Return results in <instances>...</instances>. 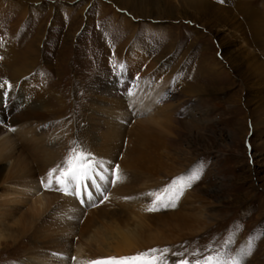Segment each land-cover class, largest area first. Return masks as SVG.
<instances>
[{
  "label": "rangeland",
  "instance_id": "374dc122",
  "mask_svg": "<svg viewBox=\"0 0 264 264\" xmlns=\"http://www.w3.org/2000/svg\"><path fill=\"white\" fill-rule=\"evenodd\" d=\"M206 1L208 5L210 2L233 12L244 22L245 36L214 24L211 21L213 15L207 11L193 19H185L181 15L182 6L175 5L176 0L164 1L169 14L164 12L165 17L158 21L132 18L131 13L115 3L116 0L29 1L23 3L24 9L15 7L0 14V43L8 42L14 34L19 36L11 40L18 48L15 47V60L10 61L0 53V77L2 74L10 76L15 69L29 71L27 82L30 89L37 92L34 97H46L52 108L41 122L42 126L34 127L38 136L45 139L43 148L46 154L50 153V164L43 170L36 162L31 163L33 150L29 151L28 144H21L24 138H20L22 141L20 146L17 142L15 153L25 155L34 166L35 188L27 191L17 187V192H23L16 195L23 202L17 205L19 209L7 203L14 196L0 198V201L7 200L5 214L12 216L16 211L15 215L20 217L27 207L34 205V200L38 201L36 207H40V196L47 191L42 188L41 180L47 183L48 172L64 166L77 143L105 168L114 169L119 165L123 177L115 185L107 181L99 192L95 188L98 195L91 194V202L85 194L84 203L79 201V205L90 204V208L84 211L83 217V213L80 215V222L74 223L73 227L83 226L88 233L81 234L82 237L78 232L75 236L70 235L74 244L71 258L69 255L58 259L62 255L54 254L56 257H49L44 264H74L77 258L83 257L75 254V245L82 246L94 236L99 243L93 242L90 248L96 250L101 259L124 257L122 253L117 255L122 246L115 244L118 234L138 229L143 232L140 236L143 243L127 256L153 248H168L171 250L166 257L168 264H175L180 259L195 264L197 259L216 253L234 256L246 245L250 235L264 229V124H261L264 122V100L257 94L261 84L247 91L244 84L250 86L253 81L259 82L264 73V0ZM171 7L180 9L173 17H170ZM241 11L251 13L250 21H259L257 36L249 25L246 26V14ZM125 17L132 18L136 27H126ZM244 37L251 43L250 50L245 41L240 40ZM118 40L123 46L126 41L130 42L128 46L134 42L138 46L146 44L152 50L151 57L159 54L167 57V64L151 72L149 80L144 81L146 93L153 95L149 94L152 105L147 107V104L146 109L138 107L142 102L133 96L135 104L127 115L130 119L128 130L140 125L150 129L151 154H143L144 159H129V154L135 156L146 146L134 137L126 148L129 134H120L116 130L112 138L113 127L109 135L114 144L112 142L111 154L107 156L100 151L94 153L85 141L73 134L74 127L79 132L84 114L102 118L112 115V107L104 108L103 105L113 99L106 98L105 89L101 87L113 76H116V82L123 80L122 70L118 73L117 67L111 65L118 60L111 64L106 61L118 46ZM29 43L31 48L27 47ZM233 43L235 46L227 50ZM32 46L38 47L37 54ZM99 75L103 79L97 82ZM156 80L167 85L163 92L153 89ZM28 101L35 102L33 99ZM156 110L162 115L161 131L152 130L146 123ZM9 118L7 116L6 120ZM22 125L19 123L14 130H20ZM40 137H35L38 143ZM38 155L40 150L35 154ZM193 170L202 173L201 178L184 192L175 208L147 211L155 199L149 193L167 197L165 189H170L174 182ZM103 181L96 178L100 186ZM87 191L90 192L88 188ZM4 192L0 190V196ZM53 192L57 193L54 201L58 204L64 200H57L60 191ZM100 192L105 193L107 199ZM144 220L151 225L145 231L140 228ZM7 236L9 238L0 242V264L39 263L29 262L31 254L18 250ZM229 240L233 242L228 243ZM98 245L102 247L101 252ZM210 245L212 251H208ZM196 251L201 253L199 257L193 255ZM181 252L184 253L182 257L173 255ZM246 264H264V236L256 241L255 250Z\"/></svg>",
  "mask_w": 264,
  "mask_h": 264
},
{
  "label": "bare ground",
  "instance_id": "6f19581e",
  "mask_svg": "<svg viewBox=\"0 0 264 264\" xmlns=\"http://www.w3.org/2000/svg\"><path fill=\"white\" fill-rule=\"evenodd\" d=\"M29 1L37 2L38 0H18L17 1L18 3L15 2V0H0V14L4 12L6 9L11 10L12 8L15 7L24 9L23 3ZM164 1L166 0H116L115 3L120 7L126 9L129 13H131L132 18L151 19L152 21H158L165 17L164 12L169 14L168 9L164 8V5L166 4L164 3ZM176 2L178 3H175V5L178 4V6H182L183 12L181 13V15L184 16L185 19H189V20L193 19L196 15H200L201 13H205V11H207L209 14L213 15L212 17L213 19L210 20L214 24L223 25V27H227L228 29H233L234 33L236 32L241 35L245 34L244 32L246 27L244 22H241L239 18L233 14V12L223 10L222 7L219 5H213L210 4V2L208 5V1L206 0H176ZM242 4L243 2L241 3L239 9L242 8ZM188 6L190 7V9H187ZM174 8L171 7L172 12L170 13V17H173L174 14L176 15L180 11L179 8L176 7ZM241 12L243 14H246L247 21L245 23H248L246 24V26L249 25L251 27V31L253 32V34L257 36L260 27L259 21L252 22L250 21L251 13L244 11ZM132 18L129 19L128 17H125L124 25L126 27H129L130 25L136 27V24H133L132 22ZM1 23L2 21H0V25ZM15 35L17 34L12 35L8 42L0 43V53L5 55L7 59H9L10 61L13 59V57H15L14 52L16 47L15 42L13 44L11 40L13 39L14 41V39L16 40V38L19 37V36L15 37ZM245 38L246 37L240 40L245 41ZM120 40L117 41L118 46L112 51V56L106 57V61L110 62L111 64L115 60H118L116 64L113 63L115 66H113V64L111 65L112 67L118 68V69L116 68V70H119L118 73L122 70L123 80H121L122 82L119 81L121 82L120 84L119 82H116L117 81L116 76H113L110 77L108 80H105L106 84H104L103 87H101L102 90L105 89L104 91L105 97L113 99V101L108 100L110 102H106L103 105L104 108H108V106L112 107L111 108L112 115L105 116L104 118H102L103 116L96 117L93 115V117H89L88 114H84V117L83 118L81 117L82 123H81V127L79 128V132L78 130L76 131V127H74L73 134L74 136L78 137V139L80 138L83 141H85L88 145V148H90L94 153H98L100 151L104 153V156H107L111 154L110 148L113 142L111 137L112 138L115 137L116 130H118L120 134L126 132L129 134L128 135L129 142L126 143L128 144L126 148H128L129 145L133 142L134 137H136L142 145L146 146L145 149L135 154L136 157L133 154H129L128 155L129 159L135 160L137 157L144 159L142 157L143 154L148 156H150L151 154V148L149 144L150 129L144 125H140L137 126L136 128H130L128 130L130 119L127 115L130 114L132 105L135 104V101H133L134 100L133 96H129L127 95V93L129 91L135 93L134 95L136 96L135 100L142 102V104L138 105V107L141 106V108L144 107L146 109L147 107L151 106L152 100H150L149 97L150 93L149 94L148 92L146 93L145 90L146 84L144 81L145 79L148 78V76L150 77L151 72L158 71L165 64H167L166 63L167 57L164 54L163 55L159 54L151 57L152 50H150L151 48L150 47L148 48L146 44L144 45L140 44V46H138L134 44L135 43L134 42L133 44L131 43L128 46L130 42L127 43L126 41V43H124L125 45L123 46ZM245 43L247 50H250V46H251L250 41L248 42L246 40ZM234 46L235 43L230 44V46L227 47V50H229L231 47ZM27 47L31 48L30 43L28 44ZM122 47H125L126 49ZM21 48L22 47H19V49ZM33 48H34L33 49L34 53L37 54L38 47L35 46ZM219 64H221V62ZM121 65H123V67H121ZM25 71L26 70L15 69L13 74H11L10 76H7V74L3 76L2 74L0 77V83L4 82V80H7L13 85L12 90L6 92V94H5V90L7 86L5 87V89H0V190L5 191L0 196V198L2 197L7 198L10 196H14L12 199L8 201L7 200L0 201V242L1 240H5V237L9 238L7 236L9 235L10 239L15 244L14 247H17L18 250L21 249V251L24 253L31 254L30 260L28 259L29 262L33 263L35 261H39V263L37 264H44V261H48L49 257L55 256L54 254L62 255L61 257H57L58 259L66 258L70 254H72L73 256L74 244L73 241L70 239L71 238L70 235L75 236L77 232L80 233V236L81 234L86 235L88 233L84 229L85 227L83 228V226L78 228H74L73 226L74 223L79 221L81 217L84 216L85 214L84 211H86L87 208H90V204L87 205L84 204L85 207L87 206L86 209H84L85 208L84 206L79 205L80 200L78 198L74 196H65L62 192L60 196L57 198V200L59 199L60 201L61 198L64 200H61V202H59L58 204L57 201H54V197L57 193L53 192L54 190L47 189L46 193H43L42 196H40V207L38 208L36 207L38 201L34 200V205L31 204L30 207H27V210L24 213H22L20 217H17L15 215L16 212L15 210L12 216H10V214L6 215L4 212L7 206L6 201L7 203L8 202L12 203L13 208L16 209H19L20 207V206L18 207L17 205L23 203L21 200H18V198L16 197L17 194L23 193L20 191L17 192L18 190L17 187H22L27 191L35 188L36 180L32 177L33 172H35L34 166H31L29 164V158H26L25 155L23 154L17 155V153H15L17 152L15 149L17 146V142H19L18 145L20 146V142L22 141L20 138H24V141H22L21 144L26 143L29 146V151L33 150L31 154L33 155V158L35 160L33 159L32 161H30L31 163L36 162L38 166L40 165L39 166L40 169L43 170L46 168L47 164H50V162L48 161L50 159V153L46 154L45 149L43 148V143L45 139L44 137L38 136V133H36L35 128H37L38 126H42L41 122L45 121L47 115L49 114V110L52 108L49 105L46 97H42V96L34 97L35 93L37 92L34 91L32 87L30 89V83L27 82L28 79L27 75L29 71L28 72ZM254 71L257 70L254 69ZM102 79L103 78L99 75L96 78V81L100 82ZM253 82L251 83L252 85L250 86L248 85V83H244L246 91L250 87L258 83L261 84V87L258 88L257 94L258 96H260L261 100L263 101L264 73L260 76L259 82L258 81L256 83ZM156 83L157 84L153 89L157 90L158 93L160 91L163 92L164 91L163 88H165L167 85L163 84L164 82L159 83V80H156ZM151 92H153V90ZM125 97L126 99H124ZM31 99L35 100V102L30 103L28 100ZM127 100H129V103L127 102ZM146 111H148V113H151L152 110H146ZM7 116H10L9 121L6 120ZM161 116L162 115L157 110L152 115L149 116L146 123L148 122L152 130H156V131L162 130ZM19 123H23V125L20 130L15 131L14 129L16 125H18ZM141 123L145 124L144 122ZM261 124H264V122H262ZM112 127L114 133H111V137H110L109 134L112 130ZM9 131L12 133H10ZM35 137H40L39 143H38V139ZM34 140L37 142V144L34 142ZM47 146L50 147L48 142H47ZM38 150H40V155L35 156ZM34 156L39 157L40 159L37 161V159ZM44 183L46 184L45 181ZM53 183H55V179ZM86 183L88 184V190H90L91 194H94L96 197L98 194L95 193V188L92 187L91 181H86ZM105 184H107L106 180L103 181V184L100 186V189H102L105 186ZM55 186L56 185L53 184L54 189ZM115 187L116 186H114V188ZM42 188L46 189L44 184ZM10 221L13 222L10 223ZM150 226L148 222H146L145 220L142 221V223L140 224V228H142V230L144 231L150 228ZM142 233L143 232L140 229L134 231H122L121 233H119L118 241H116L115 244L122 246H120V248L118 249L119 254L117 255L121 256L122 253L124 257H127V254L130 251L131 252L137 251L139 245L143 243L140 237ZM95 235L98 234L96 233ZM120 235L122 236L123 239H121ZM94 237H91V239L89 238L88 241L90 242L88 241L85 243L82 242L83 243L82 246L81 245L79 246L78 244L75 245L77 247L75 249L76 251L75 254L76 255L81 254L83 255V257L77 258L74 264H88L89 261L103 259V258L101 259V256L96 252V250L92 251V248H90L91 244L97 241V239ZM10 239H8V241ZM97 243H99V241H97ZM100 245H98V251L101 252L102 247ZM71 249H73V251H71ZM11 253H13V251ZM48 264H52V263L48 262Z\"/></svg>",
  "mask_w": 264,
  "mask_h": 264
},
{
  "label": "snow or ice",
  "instance_id": "6c2138e0",
  "mask_svg": "<svg viewBox=\"0 0 264 264\" xmlns=\"http://www.w3.org/2000/svg\"><path fill=\"white\" fill-rule=\"evenodd\" d=\"M121 67H123V65H121ZM5 85L7 86L5 90L6 94V92L12 90L13 85L9 81L4 80L3 84H0V89H5ZM127 95L134 96L135 93L129 91ZM105 173H107V175H105ZM201 175L202 173L193 170L187 176L181 177L180 181L174 182L170 189H165V192L168 193L167 197L160 193H149L148 195H154L155 199L147 208V211L158 212L161 209L175 208L179 198L188 188H191L194 182L201 178ZM97 177L113 185L117 181L123 179L119 165H116L114 169L105 168L102 162L95 160L90 152L83 150L82 146L77 143V147H74L66 158L64 166H57V168L51 169L48 172L47 183L45 184L43 179L41 183L44 184L45 188L48 190H57L62 192L65 196H74L83 203L85 194L90 202L93 199L91 192L87 191L88 184L86 181H91L92 187L96 188L99 192L100 185L96 183ZM54 179L56 185H58L55 189L53 188ZM100 195L103 196L104 199H107L105 193L100 192ZM237 227L239 228L240 226ZM261 236H264V229L250 235L246 245L242 246L234 256L216 253L215 255H207L202 260L197 259L195 264H246L247 258L250 257L255 250L256 241L260 239ZM232 242L231 240L228 241V243ZM170 251L171 250L168 248H153L132 256L119 258L109 257L102 260L89 261L88 264H168L166 257ZM208 251H212L211 245ZM173 255L182 257L184 253H174ZM193 255L199 257L201 253L196 251ZM175 264H189V261L187 259H180L175 261Z\"/></svg>",
  "mask_w": 264,
  "mask_h": 264
}]
</instances>
